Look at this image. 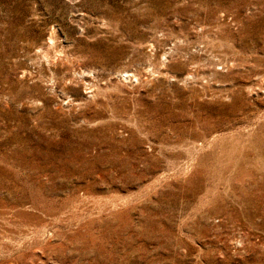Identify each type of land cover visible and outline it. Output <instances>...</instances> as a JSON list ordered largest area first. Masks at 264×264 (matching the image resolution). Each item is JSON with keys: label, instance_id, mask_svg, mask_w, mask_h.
Segmentation results:
<instances>
[{"label": "rangeland", "instance_id": "obj_1", "mask_svg": "<svg viewBox=\"0 0 264 264\" xmlns=\"http://www.w3.org/2000/svg\"><path fill=\"white\" fill-rule=\"evenodd\" d=\"M0 264H264V0H0Z\"/></svg>", "mask_w": 264, "mask_h": 264}]
</instances>
